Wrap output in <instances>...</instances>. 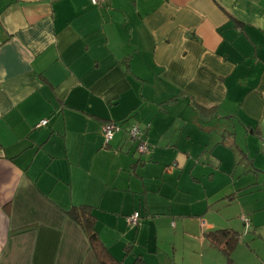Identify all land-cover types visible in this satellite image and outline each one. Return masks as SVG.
<instances>
[{
  "label": "crops",
  "instance_id": "0c3cea01",
  "mask_svg": "<svg viewBox=\"0 0 264 264\" xmlns=\"http://www.w3.org/2000/svg\"><path fill=\"white\" fill-rule=\"evenodd\" d=\"M262 143L264 0H0V264H264Z\"/></svg>",
  "mask_w": 264,
  "mask_h": 264
},
{
  "label": "trees",
  "instance_id": "16d2710c",
  "mask_svg": "<svg viewBox=\"0 0 264 264\" xmlns=\"http://www.w3.org/2000/svg\"><path fill=\"white\" fill-rule=\"evenodd\" d=\"M261 150L264 151L262 148ZM66 213L72 220L77 222L82 227L84 233L86 234L89 248L94 253L99 264H122L110 254L107 247L100 240L98 233L96 232L94 216L90 212V208L88 206H74L67 210ZM206 238L213 246L222 251L226 257V261L229 263L230 254L238 242L239 234L233 230L221 229L206 233ZM131 264L147 263L137 258L134 259Z\"/></svg>",
  "mask_w": 264,
  "mask_h": 264
},
{
  "label": "built area",
  "instance_id": "2783aa9c",
  "mask_svg": "<svg viewBox=\"0 0 264 264\" xmlns=\"http://www.w3.org/2000/svg\"><path fill=\"white\" fill-rule=\"evenodd\" d=\"M92 5H99L104 0H89ZM46 120L42 119L39 121L38 125H45ZM121 127L119 123L114 121H107L101 126V135L103 137L104 143L108 144L114 137L115 133L119 132ZM128 136L132 141L137 140L136 151L139 153L147 154L150 151L149 144L144 140V130L141 129L138 124H132L128 127L127 130ZM262 149H264V143H262ZM140 219V213L138 211L132 212L129 216L126 217V222L129 226L135 227L138 224ZM241 220L245 225H248L249 220L246 216H241Z\"/></svg>",
  "mask_w": 264,
  "mask_h": 264
},
{
  "label": "rangeland",
  "instance_id": "374dc122",
  "mask_svg": "<svg viewBox=\"0 0 264 264\" xmlns=\"http://www.w3.org/2000/svg\"><path fill=\"white\" fill-rule=\"evenodd\" d=\"M131 140V139H130ZM132 141V140H131ZM135 142V144H136V142H137V140H135L134 141ZM262 147H260V149H261ZM136 154L138 155V156H145V154H143V153H139L138 151H136ZM177 166V164H176V162H172L171 164H168V165H165V166H163L162 167V170H163V173L165 174V175H171L175 170H177V169H174L175 167Z\"/></svg>",
  "mask_w": 264,
  "mask_h": 264
}]
</instances>
